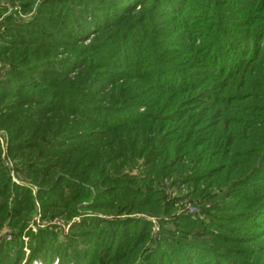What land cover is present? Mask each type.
I'll return each mask as SVG.
<instances>
[{"label":"rangeland","instance_id":"374dc122","mask_svg":"<svg viewBox=\"0 0 264 264\" xmlns=\"http://www.w3.org/2000/svg\"><path fill=\"white\" fill-rule=\"evenodd\" d=\"M0 264H264V0H0Z\"/></svg>","mask_w":264,"mask_h":264},{"label":"trees","instance_id":"16d2710c","mask_svg":"<svg viewBox=\"0 0 264 264\" xmlns=\"http://www.w3.org/2000/svg\"><path fill=\"white\" fill-rule=\"evenodd\" d=\"M254 56V55H253Z\"/></svg>","mask_w":264,"mask_h":264}]
</instances>
